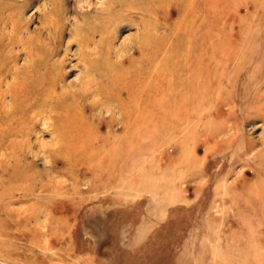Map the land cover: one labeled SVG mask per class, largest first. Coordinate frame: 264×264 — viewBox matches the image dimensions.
I'll return each instance as SVG.
<instances>
[{
  "label": "rangeland",
  "instance_id": "rangeland-1",
  "mask_svg": "<svg viewBox=\"0 0 264 264\" xmlns=\"http://www.w3.org/2000/svg\"><path fill=\"white\" fill-rule=\"evenodd\" d=\"M0 81V264H264V0H0Z\"/></svg>",
  "mask_w": 264,
  "mask_h": 264
},
{
  "label": "bare ground",
  "instance_id": "bare-ground-1",
  "mask_svg": "<svg viewBox=\"0 0 264 264\" xmlns=\"http://www.w3.org/2000/svg\"><path fill=\"white\" fill-rule=\"evenodd\" d=\"M125 46V45H124ZM110 51H111V53H113V51H112V48H109V53H110ZM14 67V66H13ZM15 68V67H14ZM20 70H17L16 68L14 69V73L15 74H17L18 72H19ZM62 75L63 74H61V72H58V74L56 75V77H50V81H48V85L45 87V89H43L42 91H41V97H40V99L43 101V100H55L56 98H52L53 96H52V92L54 91L53 89L55 88V87H57L56 85H57V82L58 81H61V79H62ZM24 80V79H23ZM78 80H80V81H84L85 79H83L82 78V80L81 79H78ZM1 82V81H0ZM77 83V81H69V83H68V85H66L65 87H64V89H65V91L67 92V94L69 93V91H72V88H74V86H75V84ZM16 84V85H15ZM24 81H20V83L19 82H14L13 83V85H12V87L14 86V89L15 90H17V89H22V88H24ZM83 88H85V90H84V92H83V94L81 95V97L82 98H86L87 96H88V94H90V88L89 87H83ZM74 92V91H73ZM70 93V94H72V95H74V93ZM53 94H54V92H53ZM70 94H68V95H70ZM73 97V96H72ZM88 98V97H87ZM81 99V98H80ZM107 99H108V97H107ZM55 102H56V100H55ZM36 104V103H35ZM70 104H69V107L68 106H66V108H65V112L67 111V109H69L70 108ZM70 109H72V108H70ZM69 123H74V122H69Z\"/></svg>",
  "mask_w": 264,
  "mask_h": 264
}]
</instances>
